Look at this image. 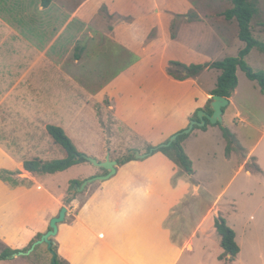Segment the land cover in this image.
<instances>
[{"label":"crops","instance_id":"0c3cea01","mask_svg":"<svg viewBox=\"0 0 264 264\" xmlns=\"http://www.w3.org/2000/svg\"><path fill=\"white\" fill-rule=\"evenodd\" d=\"M1 1L0 154L17 167L14 179L19 182L17 189L20 193H31L33 189L28 184L30 181L45 190L37 186V190H40L39 196L32 201H16L15 208L18 211L28 209L30 205L36 210L35 204L39 202L44 206L39 215L31 213L35 221L32 225L26 224L29 229L28 240L45 233L50 228L49 220L58 215L61 207L65 205L68 208L66 220L59 225L58 234L53 239L58 246L60 257L68 264H208L207 259L210 258L215 259L214 264H264V252L249 254V257L256 258V261L245 257L235 225L230 227L236 231V241L240 246L238 255L231 259V255H226L223 247L220 249L216 245L212 235L218 237L215 219L221 215L220 209L213 215L208 213L200 218L191 232L193 244V238L201 234L214 243L215 253L208 250L203 252L201 259H196L193 256L195 245L190 250L174 238L172 226L185 222L181 211L177 210L178 206L184 204L187 194L200 195L204 182L193 181V176L190 175L175 179L180 168L162 152L119 164L117 172L109 179L92 182L96 186L94 188L93 184L89 185L88 189L86 186L83 191L75 190L74 187V198L69 203L65 202V198L69 194L71 181L77 178L59 181L56 177L48 176L44 177L42 183L36 177L40 174L29 171H25V177H22L25 161L43 160V157H49L52 153L56 143L47 130L48 124L64 128L65 122L69 126L81 118L87 127H91L94 114L97 113L96 108L99 105L106 106L95 99L102 98L108 85L121 77L116 76L104 83V76L112 74V67L117 64V60L125 58L129 61L133 52H136L139 38L137 35L133 36L131 29L123 24L116 26L113 31L91 27L89 19L82 20L76 15L71 0H53L47 7L43 5L42 0ZM122 12L130 17L125 24L129 21L132 23V20L142 16L138 15V12L125 9H122ZM213 16L214 21H196L193 24L183 22L179 40L189 41V38L183 36L182 26H204L209 28L212 37H215L208 40V43H213L212 48H229L224 40L231 42L235 33V37L238 36V22L236 19L228 20L223 15ZM201 17L210 18L206 14ZM150 24L151 22L142 34L150 32ZM232 28L234 32L230 31ZM96 34L104 36L96 37ZM80 42L82 52L80 56H76V46ZM114 46L118 48V54L108 51ZM149 47L152 49V45ZM149 51L150 48L147 47L146 52ZM151 53L153 55V52ZM106 56H110L111 60L106 61ZM137 64L136 62L134 65ZM191 79L193 78L180 82L186 83ZM241 93L238 85L229 100L230 104L238 109L235 116L242 118L244 113L238 105V96ZM212 96L211 93L207 95L210 98ZM262 96L264 97L263 92ZM206 105L202 103L198 108L205 109ZM107 107L109 110H115L113 104H107ZM241 120L245 123L247 119ZM220 129L217 124H209L206 129L201 128L195 133V140L191 141L188 136L182 143L183 147L191 159L194 155L190 149L195 153V163L192 159L195 175L223 172V160L225 165L238 166L237 173L245 172L247 175L238 187L239 194H247V184L257 178L254 177L255 174L264 178V157L261 154L256 155L257 146L264 141V134L254 146H250L248 132L238 126L232 127L231 130L236 134L241 147L235 148L227 155V140ZM101 131L106 138V131ZM113 133L112 131L109 135V141L113 143L114 149L109 154L110 159L118 161L129 148L120 149L116 137L112 140ZM262 152L264 155V151ZM102 153L104 161L107 153ZM139 153H148L147 148ZM219 153L224 155L220 157ZM10 185L8 182L0 184V195H3L0 212L10 201L5 198V193L17 191L12 190ZM231 186L232 183L229 188ZM83 193L84 201L81 200ZM17 197L18 195L15 196ZM220 197L214 202V207L220 206ZM231 200V209L240 211L236 195H233ZM26 216L32 218L30 213ZM226 220L230 225V220ZM2 226L1 224L0 229ZM17 257H12L13 262H17Z\"/></svg>","mask_w":264,"mask_h":264},{"label":"rangeland","instance_id":"374dc122","mask_svg":"<svg viewBox=\"0 0 264 264\" xmlns=\"http://www.w3.org/2000/svg\"><path fill=\"white\" fill-rule=\"evenodd\" d=\"M71 1L75 7L76 15L82 20L89 19L91 27L113 31L116 26L123 24L131 29L133 36L137 35L139 38L136 52H133L129 61L125 58L117 60V64L112 67V74L108 73L109 75L104 76V83H108L110 79L116 76L121 77L108 85L102 98L95 99L100 100V103H105L106 106L99 105L96 108L97 113L94 114L91 127H87L81 118L74 124L70 123L69 126L65 122L66 127L64 128H68V130H65L78 150L98 161H102V152L110 156V151L114 149L113 143L109 141V135L112 131L114 132L112 140L116 137V141L121 146L120 149L129 148L124 156L134 150L138 153L150 146L162 145L169 141L175 133L186 129L194 120L192 118L195 114L198 115L200 104L205 105L208 103L210 97H207V95L212 93L216 87L219 70L207 68L204 70H207L206 72H202L200 78H197V76L190 77L193 79L181 83L180 81L184 80L178 79L173 73L180 68L174 64V61L187 64L214 62L227 56L238 55L239 50L245 46V42L240 39L239 35L235 37V33L231 42L224 40L226 47L229 48H219L221 45L218 46L219 49L212 48L213 43H208V40L215 37H212L210 29L204 26L197 28L193 25L182 26L183 36L189 38V41L179 40L181 37L180 28L183 22L193 24L196 21H214L213 15L225 16V10L232 6L229 0ZM250 1L256 9L252 20L253 36L264 43V0ZM1 4H3V1L0 0ZM122 9L138 12V15L142 14V16L132 20V23L129 21L125 24L130 17L123 13ZM205 14L210 18H200ZM149 22H151L150 32L142 34ZM236 30H239L238 25ZM230 31L234 32L233 28ZM100 36L104 35L96 34V37ZM151 45L152 49L149 47ZM147 47L150 48L149 52H146ZM117 50L118 48L114 46L108 51L117 53ZM151 52H153V55H151ZM143 55L149 56L146 59ZM109 60H111V57L106 56V61ZM246 61L255 71H264V51L258 47L252 49L246 57ZM136 62L138 64L134 65ZM238 78V85L242 92L238 96V105L244 113L242 118H246L247 122L244 123L241 117L235 116L238 109L230 104L226 109L224 120L220 124L230 129L235 128V126L245 129L249 134L248 144L254 146L263 138L264 134V97L258 82L249 79L242 69H238ZM112 93L114 95H111ZM107 104H113L115 110H109ZM82 124L83 128H81ZM220 124L218 127L221 128ZM101 130L106 131V138ZM198 130H201V127H195L189 133L191 141L195 140V133ZM172 131L174 132L169 135ZM257 148L256 155L261 154L264 157L262 154L264 141ZM190 152L194 155L192 159L195 163V153L192 149H190ZM65 154L66 152L62 146L54 144L50 156L42 159L64 158ZM219 154L220 157L224 155ZM135 157L136 159L139 158L137 154ZM216 157L220 158L218 155ZM223 161L224 169L221 173H196V175L194 173L192 175V180L204 182V187L200 191V195L187 194L184 204L178 206V209L176 207L178 212L181 211V217L184 218L185 222L172 226L174 238L180 240L190 250L195 245L193 256L196 259H201L203 252L208 250H213L212 253H215L214 243L209 239H205L201 234L193 238L195 240L193 244L191 232L200 218L208 213L213 215L220 209L219 213L221 212L224 218L230 220L229 226H236L238 240L243 246L245 257L256 261L257 259L249 257V254L253 255L257 251L264 252V178L260 174H255L254 177L257 178H253L254 180H250L247 184L249 193H244V195L241 193L240 195L238 187L242 185V180L247 175L245 172L237 173L238 166H234V164L225 165V160ZM25 171L27 170H22V177H25ZM15 174H17V167L0 154V184L8 182L13 187L12 190H17L5 193V198H9L10 201L4 205L0 212L2 216H0V225H3L0 229V253L4 248L2 243L17 250V252H25L30 249L37 237L28 240L29 229L26 224L32 225L35 218L31 213L34 212L35 215H39L44 207L39 202L35 204L37 206L36 210L32 205L28 206L26 210L22 209V211L15 208L16 201H32L39 196L38 192H40V190H37L40 186L37 185V187L30 181L28 184L33 189L30 191L31 193H20V190L17 189L19 182L14 179ZM105 174L103 168L97 167L88 161L74 165L66 171L53 175L40 174L36 177L43 183L44 177L48 176L56 177L55 179L59 181L66 178H77L75 180L83 181L91 176ZM93 183L88 184L87 189ZM231 183L232 186L229 188ZM93 185V188L96 187L95 184ZM53 187L56 188L55 185ZM42 189L44 190V188ZM16 195H18L17 198H15ZM233 195L237 197L240 211L231 209L229 203L232 201ZM219 196H221L220 208L218 206L214 207V202ZM2 198L3 195H0V201ZM84 198L85 194L83 193L81 200L84 201ZM24 207L26 208V206ZM182 208L184 209L182 210ZM30 210L32 211L30 212ZM28 213L32 218L26 216ZM217 234L218 237L214 234L212 238L216 245L222 249L221 242H219L221 237L218 232ZM17 258H19L17 262H13L14 260L10 258L0 260V264H51L52 254L46 244H41L32 253ZM207 261L208 264H212V262L214 264L215 259L210 258Z\"/></svg>","mask_w":264,"mask_h":264},{"label":"trees","instance_id":"16d2710c","mask_svg":"<svg viewBox=\"0 0 264 264\" xmlns=\"http://www.w3.org/2000/svg\"><path fill=\"white\" fill-rule=\"evenodd\" d=\"M232 3V6L225 10L224 15L228 20L236 19L239 26L238 35L242 41L246 44L243 48L239 50L238 55L236 56H227L221 60L209 62V63H183L174 61V64L179 66L180 68L177 72H173L174 75L180 79L185 80L190 77H198L205 69L207 68H215L220 70V74L217 79V84L215 89L212 91V95H222L226 98H230L234 91L238 86V75L237 70L241 68L248 78L253 81L258 82L261 91L264 93V71H255L246 61V57L252 51L253 48L258 47L262 51H264V43L253 36L252 32V20L256 9L254 8L252 2L250 0H229ZM53 0H42V3L45 7L50 5ZM76 56H80L82 52V43H78L76 46ZM212 98L208 100V103L205 107L206 111L212 113L211 102ZM228 107V106H227ZM224 108V113L227 109ZM201 109V108H199ZM198 109V110H199ZM192 119H198L197 113ZM211 124L210 121L207 120L206 125L201 128L206 129V127ZM220 123H217L219 125ZM224 137L227 140L226 153L229 155L232 150L235 148L241 147V144L236 136V134L228 127L220 124ZM195 127H199L195 125ZM47 130L49 134L52 136L54 142L60 146H62L66 152V156L64 158L53 159V160H27L24 162V167L27 171L33 174H55L58 172L65 171L70 167L88 162L85 158V153L80 152L70 138V136L66 133L64 128L54 124H48ZM189 136V134H182L178 136V139L172 142L169 146H150L147 151L149 152L152 148L154 151L151 153L162 152L166 156H168L172 161H174L180 171L176 174L175 179L179 178L183 175H194V165L192 159L186 153L183 147V141ZM168 142V141H167ZM136 150L130 152L128 155L124 156L121 159H118L119 164H124L130 160L136 159ZM254 166V165H252ZM256 166V165H255ZM105 170V169H104ZM108 173L107 170H105ZM84 181V180H83ZM80 180H72L69 187V194L65 198V202L69 203L74 198V187H80L83 183ZM215 226L217 232L221 236V245L224 249L225 254H230L231 259H234L238 253L240 252V246L236 241V231L230 227L227 223L226 218L222 215H219L215 219ZM42 236L40 233L37 237L39 239ZM54 251L56 252V261L53 262V258L51 259V264H68L67 261L62 259L58 253V246L54 243L53 246ZM17 253V250H14L10 247L4 246L3 250L0 253V260H6L13 257V254Z\"/></svg>","mask_w":264,"mask_h":264},{"label":"water","instance_id":"95a60500","mask_svg":"<svg viewBox=\"0 0 264 264\" xmlns=\"http://www.w3.org/2000/svg\"><path fill=\"white\" fill-rule=\"evenodd\" d=\"M212 99H213L211 102V107L213 110L212 113L207 112L205 109H200L199 113H198V119L192 120L190 125L186 129H184L178 133H175L171 137V139L168 142L162 144V146L171 145L172 142H174L175 140L178 139L179 135L189 134L195 128V125H198L199 127L206 125L207 120L210 121L211 124L222 123L224 120V118H223L224 108L230 104V100H229V98H226V97H224L222 95H218V94L213 95ZM153 151H154V149H151L148 153L140 154L138 152L136 154L139 158H145L149 154H151ZM85 158L89 162L95 164L97 167H100V168L107 170L108 173H106L105 175H101V176L96 175V176L87 178L86 180L83 181L82 185L79 188L75 187V190L83 191L89 183H92V182L98 181V180H107L117 172V167L119 165V162L117 160L110 159V156H107L106 160H104V161H98V160H96L92 157H89L87 155H85ZM67 213H68V208L65 205L62 206L58 215L51 218L50 225H49L50 228L45 233H43L39 239H37L33 243V245L30 247V249H28L25 252L24 251L23 252L22 251L17 252L15 254H13V256L28 255V254L32 253L33 250L38 245L46 244L48 246L49 251L52 254L53 262L55 263L56 252L53 249V246H54V239L53 238L58 234L59 225L66 220Z\"/></svg>","mask_w":264,"mask_h":264}]
</instances>
